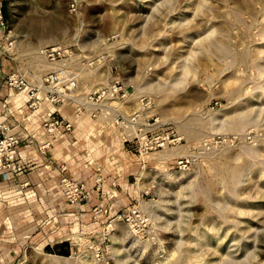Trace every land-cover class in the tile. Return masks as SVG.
I'll list each match as a JSON object with an SVG mask.
<instances>
[{
  "label": "rangeland",
  "instance_id": "1",
  "mask_svg": "<svg viewBox=\"0 0 264 264\" xmlns=\"http://www.w3.org/2000/svg\"><path fill=\"white\" fill-rule=\"evenodd\" d=\"M0 4V67L36 80L58 68L39 50L66 47L81 96L133 86L116 106L140 114L147 162L138 201L99 219L91 206L73 252L29 243L17 264H264V0ZM125 207L143 220H117Z\"/></svg>",
  "mask_w": 264,
  "mask_h": 264
},
{
  "label": "crops",
  "instance_id": "2",
  "mask_svg": "<svg viewBox=\"0 0 264 264\" xmlns=\"http://www.w3.org/2000/svg\"><path fill=\"white\" fill-rule=\"evenodd\" d=\"M4 66L0 67V123L20 125L21 145L9 180L0 174V264H17L29 243L42 251L73 252L79 223L88 230L94 227L87 220L91 206H107L112 215L138 201V180L147 162L138 155L137 143L124 142L105 119L76 116L68 104L44 102L38 113L23 120L18 110H27L28 95L7 86ZM52 117L70 122L72 131L49 135L43 124ZM47 143L50 150L41 154L39 147ZM60 166H66L65 176L85 184L88 201L67 205ZM99 172L106 179L107 196L95 189Z\"/></svg>",
  "mask_w": 264,
  "mask_h": 264
},
{
  "label": "built area",
  "instance_id": "3",
  "mask_svg": "<svg viewBox=\"0 0 264 264\" xmlns=\"http://www.w3.org/2000/svg\"><path fill=\"white\" fill-rule=\"evenodd\" d=\"M5 29V21L0 4V32ZM3 52L0 44V55ZM39 55L56 65L58 68L50 71L41 78L30 80L26 75L14 72L9 74L5 81L8 87L17 91L26 92L29 98L27 110L19 109L18 114L23 120L30 118L42 109L44 102L55 105L68 104L75 110L76 116L84 114L90 115L94 119L103 118L108 124L117 129L120 138L126 143H140L139 137V119L140 114L135 113L132 116H125L116 104L127 102L133 95V86L124 84L121 80L115 79L106 86L91 92L85 96L78 93L79 80L75 66L72 65L73 52L70 48L62 47H44L39 50ZM134 93V91H133ZM85 99L82 103L80 100ZM144 98L140 100L141 107H147ZM20 125L11 122L0 123V174L4 181L9 180L10 173L14 170L19 157L21 140L18 135ZM44 130L51 136H54L63 130L72 131V124L65 120L52 117L43 124ZM34 137V136H32ZM158 143L153 142L151 146ZM150 146L149 149H153ZM51 144L47 143L39 147L41 154H46L50 150ZM141 154V153H140ZM142 155V154H141ZM139 155L140 157H142ZM179 165L183 162H178ZM60 172L64 175L67 171L66 166H60ZM63 195L69 206H74L80 202L90 199V192L85 184L77 182L63 176L61 179ZM116 187V183L112 182ZM106 179L99 172L95 179V189L103 196H107ZM94 218L99 219L109 214L108 208L96 206L93 210ZM128 225H133L139 220H143L140 211L136 207H129L123 210L117 217Z\"/></svg>",
  "mask_w": 264,
  "mask_h": 264
},
{
  "label": "bare ground",
  "instance_id": "4",
  "mask_svg": "<svg viewBox=\"0 0 264 264\" xmlns=\"http://www.w3.org/2000/svg\"><path fill=\"white\" fill-rule=\"evenodd\" d=\"M80 101H81L82 103H84V102H85V99H83V100L81 99Z\"/></svg>",
  "mask_w": 264,
  "mask_h": 264
},
{
  "label": "trees",
  "instance_id": "5",
  "mask_svg": "<svg viewBox=\"0 0 264 264\" xmlns=\"http://www.w3.org/2000/svg\"><path fill=\"white\" fill-rule=\"evenodd\" d=\"M3 8V7H2Z\"/></svg>",
  "mask_w": 264,
  "mask_h": 264
}]
</instances>
